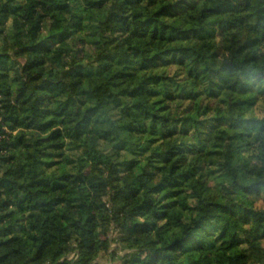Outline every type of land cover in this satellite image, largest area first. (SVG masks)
Wrapping results in <instances>:
<instances>
[{
	"label": "trees",
	"instance_id": "16d2710c",
	"mask_svg": "<svg viewBox=\"0 0 264 264\" xmlns=\"http://www.w3.org/2000/svg\"><path fill=\"white\" fill-rule=\"evenodd\" d=\"M117 249L264 264V0H0V264Z\"/></svg>",
	"mask_w": 264,
	"mask_h": 264
},
{
	"label": "rangeland",
	"instance_id": "374dc122",
	"mask_svg": "<svg viewBox=\"0 0 264 264\" xmlns=\"http://www.w3.org/2000/svg\"><path fill=\"white\" fill-rule=\"evenodd\" d=\"M125 251L126 250L117 249L116 254L112 256V258L102 259V264H119L121 262V258L118 255L124 253Z\"/></svg>",
	"mask_w": 264,
	"mask_h": 264
},
{
	"label": "built area",
	"instance_id": "2783aa9c",
	"mask_svg": "<svg viewBox=\"0 0 264 264\" xmlns=\"http://www.w3.org/2000/svg\"><path fill=\"white\" fill-rule=\"evenodd\" d=\"M73 256H74V253H71V254H70V257H73Z\"/></svg>",
	"mask_w": 264,
	"mask_h": 264
}]
</instances>
